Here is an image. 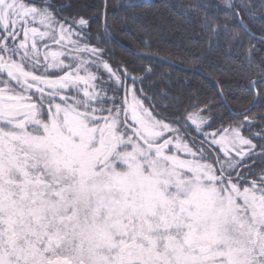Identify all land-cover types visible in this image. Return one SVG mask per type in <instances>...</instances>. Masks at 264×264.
I'll return each instance as SVG.
<instances>
[{
	"label": "snow or ice",
	"instance_id": "obj_1",
	"mask_svg": "<svg viewBox=\"0 0 264 264\" xmlns=\"http://www.w3.org/2000/svg\"><path fill=\"white\" fill-rule=\"evenodd\" d=\"M108 8L0 0V264H264V111L230 107L229 72L211 99L153 92L151 67L106 47ZM188 11L212 36L248 38L259 71L244 94L264 107L251 43L264 34L244 19L264 18V0Z\"/></svg>",
	"mask_w": 264,
	"mask_h": 264
},
{
	"label": "trees",
	"instance_id": "obj_2",
	"mask_svg": "<svg viewBox=\"0 0 264 264\" xmlns=\"http://www.w3.org/2000/svg\"><path fill=\"white\" fill-rule=\"evenodd\" d=\"M82 2L94 6L102 4L103 0ZM198 2L108 0L110 38L106 47L114 60L127 62L138 75H146L143 69L151 67L153 71L146 75L145 84H154L153 92L165 88L185 101L193 95H198L201 100L211 99L216 92L215 81L219 74L229 72L233 78L224 80V90L229 96L230 107L236 112L252 108V113L259 115L264 107H252L251 95L244 94L248 91V82L258 79L259 71V68L249 69L245 62L248 38L245 37L243 44H240L232 41L231 35L222 29L218 30L217 35H210L200 27L197 14L188 11L190 5L195 6ZM213 2L220 3L221 0ZM253 2L259 4L261 0ZM253 11L258 12V9L254 8ZM213 12L217 20L223 23L224 13L215 9ZM84 15H91L93 31L103 34V16L91 10ZM244 19L256 36L264 34L261 32L264 18L258 15L256 19L249 20L245 15ZM251 43L255 45L253 63L264 62V44L255 39ZM245 72L247 75L243 74ZM216 111L225 114L223 107Z\"/></svg>",
	"mask_w": 264,
	"mask_h": 264
},
{
	"label": "water",
	"instance_id": "obj_3",
	"mask_svg": "<svg viewBox=\"0 0 264 264\" xmlns=\"http://www.w3.org/2000/svg\"><path fill=\"white\" fill-rule=\"evenodd\" d=\"M146 2H148V0H146Z\"/></svg>",
	"mask_w": 264,
	"mask_h": 264
}]
</instances>
